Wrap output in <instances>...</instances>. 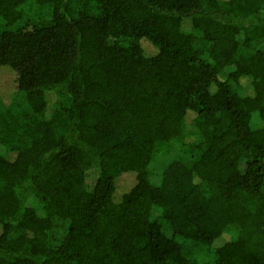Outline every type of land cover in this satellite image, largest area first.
I'll return each mask as SVG.
<instances>
[{"label":"trees","instance_id":"1","mask_svg":"<svg viewBox=\"0 0 264 264\" xmlns=\"http://www.w3.org/2000/svg\"><path fill=\"white\" fill-rule=\"evenodd\" d=\"M5 70L0 264H264V0H0Z\"/></svg>","mask_w":264,"mask_h":264},{"label":"rangeland","instance_id":"2","mask_svg":"<svg viewBox=\"0 0 264 264\" xmlns=\"http://www.w3.org/2000/svg\"><path fill=\"white\" fill-rule=\"evenodd\" d=\"M148 44H146V49L147 50H151L149 46H147ZM16 75L12 72V71H7L5 70L4 72L1 73V85H0V96L3 99V101H10L12 97V95L14 94L13 92L15 91V87H16ZM245 84V90L247 91V93H251L252 91V87L249 83V81H244ZM188 121V131H190L192 129V123H191V115H189L187 117ZM193 137H188V139H192ZM163 158H158V160H156V163H153L151 171H152V175H154L155 172H157L158 170H160L161 166L163 165ZM156 178V177H154ZM135 183L133 182V180L129 179L128 177H123V178H119L118 179V184H117V197H120L123 195V193H125L126 191L130 190L132 188V186ZM64 230V226L60 225L59 231L57 232V234H59V232H62ZM227 240L226 237H222L219 239V241H216L215 244L216 245H221L223 242H225Z\"/></svg>","mask_w":264,"mask_h":264}]
</instances>
